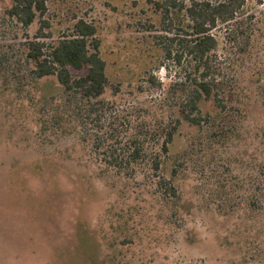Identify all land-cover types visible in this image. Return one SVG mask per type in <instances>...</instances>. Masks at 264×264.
I'll list each match as a JSON object with an SVG mask.
<instances>
[{"label":"rangeland","instance_id":"1","mask_svg":"<svg viewBox=\"0 0 264 264\" xmlns=\"http://www.w3.org/2000/svg\"><path fill=\"white\" fill-rule=\"evenodd\" d=\"M258 1L245 5L257 18L247 24L255 29L252 54L224 76L242 92L245 120L224 146L192 147L181 174L190 210L167 223L149 188L102 176L91 143H80L78 133L42 134V82L24 52L41 24L24 28L4 14L11 1L0 0V264H264V0ZM46 8L50 29L43 33L52 35L38 40L47 45L70 35L79 19L96 27L110 82L119 87H109L105 99L120 111L169 102L180 67L164 45L184 37L179 20L168 32L171 16L166 20L149 0H46ZM226 28L212 31L222 43L219 62L231 52ZM199 132L184 126L174 150Z\"/></svg>","mask_w":264,"mask_h":264},{"label":"trees","instance_id":"2","mask_svg":"<svg viewBox=\"0 0 264 264\" xmlns=\"http://www.w3.org/2000/svg\"><path fill=\"white\" fill-rule=\"evenodd\" d=\"M10 1L4 8L7 17L24 28L41 24L36 37L25 42L24 52L35 81L42 82L38 103L42 134L60 138L78 133L80 143H91L102 176L113 175L149 188L161 211L168 214L167 223L177 217L181 221L184 208L190 210L181 188L187 155L194 146H224L247 114L240 106L242 92L238 85L224 78L252 54L249 47L255 29L247 24L257 18L246 11V0H149L156 10H162L166 20L171 16L168 32L173 21L179 20L181 25L178 30L184 37H168L164 45L166 58L180 67L176 76L180 82L169 102L128 112L105 99L109 87H119L110 82L94 25L79 19L70 35L47 45L38 40L52 35L43 33L45 28L50 29L44 18L46 0ZM257 3L262 4L260 0ZM220 25L227 27L223 41L231 46L222 62L216 55L222 43L212 33ZM184 126L200 132L175 151ZM261 182L259 190L264 197V174Z\"/></svg>","mask_w":264,"mask_h":264}]
</instances>
